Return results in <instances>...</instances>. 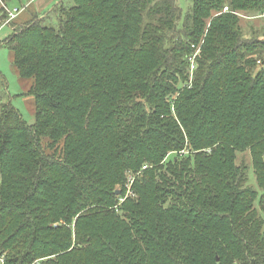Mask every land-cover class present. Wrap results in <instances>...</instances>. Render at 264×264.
<instances>
[{
    "label": "trees",
    "instance_id": "1",
    "mask_svg": "<svg viewBox=\"0 0 264 264\" xmlns=\"http://www.w3.org/2000/svg\"><path fill=\"white\" fill-rule=\"evenodd\" d=\"M191 2L57 0L6 24L35 112L0 91L3 264H264V26L240 25L264 0ZM12 3L0 23L32 7Z\"/></svg>",
    "mask_w": 264,
    "mask_h": 264
},
{
    "label": "rangeland",
    "instance_id": "2",
    "mask_svg": "<svg viewBox=\"0 0 264 264\" xmlns=\"http://www.w3.org/2000/svg\"><path fill=\"white\" fill-rule=\"evenodd\" d=\"M25 0H21L23 3ZM178 4L182 8L183 12L186 11L188 8H191V0H177ZM18 3V0H13L12 4ZM18 6L9 7V9L16 8ZM30 7L29 9L23 12V16L27 17L30 15ZM23 10L22 7L17 9L16 16L20 14ZM241 15V14H240ZM15 16V17H16ZM243 18L240 21V25L244 34L251 35L252 30L259 29L264 26V19L257 18V19H249L250 17H245L241 15ZM20 21V20H19ZM1 24V23H0ZM11 32V27L9 25H4L0 27V41H3L4 38ZM32 84L31 79H21L18 76L17 70L15 69L14 65L12 64V53L9 48L5 45H0V91L2 98L6 102H11L12 105L22 114L26 123H32L34 119V112H35V104L33 102V96L30 95L28 92L29 87ZM10 100V101H9ZM237 162H244L248 166H250L251 159L245 153H238L237 154ZM252 169L250 168V182L251 178L253 182H255L254 178L252 177L251 173ZM3 261V257H0V264Z\"/></svg>",
    "mask_w": 264,
    "mask_h": 264
},
{
    "label": "crops",
    "instance_id": "3",
    "mask_svg": "<svg viewBox=\"0 0 264 264\" xmlns=\"http://www.w3.org/2000/svg\"><path fill=\"white\" fill-rule=\"evenodd\" d=\"M55 1L57 0H25L24 4L26 6L29 3H31L32 10L35 9L36 12H42L43 10L47 9ZM16 18H17V22H19L18 24H21L22 22L26 21L27 17H24L21 12Z\"/></svg>",
    "mask_w": 264,
    "mask_h": 264
},
{
    "label": "built area",
    "instance_id": "4",
    "mask_svg": "<svg viewBox=\"0 0 264 264\" xmlns=\"http://www.w3.org/2000/svg\"><path fill=\"white\" fill-rule=\"evenodd\" d=\"M223 11H227V7H224ZM16 12H17V9L16 8L9 9L7 18L1 23L0 26L6 25L7 23H9V21H11L12 19H14L15 16H16Z\"/></svg>",
    "mask_w": 264,
    "mask_h": 264
}]
</instances>
